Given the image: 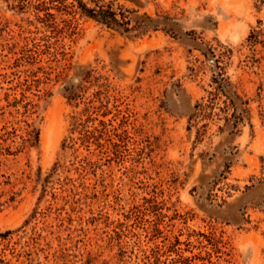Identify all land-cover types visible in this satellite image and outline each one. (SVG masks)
<instances>
[{
	"label": "rangeland",
	"instance_id": "rangeland-1",
	"mask_svg": "<svg viewBox=\"0 0 264 264\" xmlns=\"http://www.w3.org/2000/svg\"><path fill=\"white\" fill-rule=\"evenodd\" d=\"M81 1L0 0V264H264V0Z\"/></svg>",
	"mask_w": 264,
	"mask_h": 264
},
{
	"label": "trees",
	"instance_id": "trees-1",
	"mask_svg": "<svg viewBox=\"0 0 264 264\" xmlns=\"http://www.w3.org/2000/svg\"><path fill=\"white\" fill-rule=\"evenodd\" d=\"M75 1H76L77 7L80 8L81 12L84 15L106 26H112L116 24L124 25L125 23H127V22L119 21L115 10H113L112 6L109 4L95 5L94 7H87L84 3H82L81 0H75ZM70 6L73 7L74 4L71 3ZM47 15L50 16L52 14L47 12ZM122 18H123V15H122Z\"/></svg>",
	"mask_w": 264,
	"mask_h": 264
}]
</instances>
